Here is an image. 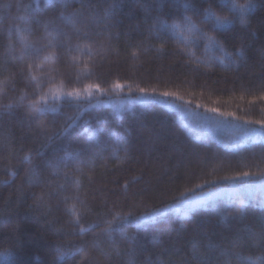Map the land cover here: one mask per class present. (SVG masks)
<instances>
[{
    "label": "trees",
    "instance_id": "obj_1",
    "mask_svg": "<svg viewBox=\"0 0 264 264\" xmlns=\"http://www.w3.org/2000/svg\"><path fill=\"white\" fill-rule=\"evenodd\" d=\"M257 121L264 0H0V264H264Z\"/></svg>",
    "mask_w": 264,
    "mask_h": 264
},
{
    "label": "rangeland",
    "instance_id": "obj_2",
    "mask_svg": "<svg viewBox=\"0 0 264 264\" xmlns=\"http://www.w3.org/2000/svg\"><path fill=\"white\" fill-rule=\"evenodd\" d=\"M94 27V26H92ZM245 30H247L245 28ZM234 138L236 140L231 141V147H234L235 149H239V148H243L246 147L247 145H250L251 143L254 142L255 140V136L253 134H249V135H245L243 137L240 138V140L238 139L237 136H231V139ZM261 151V150H259ZM211 189V187H208L206 190L208 193H202V194H197V195H192L189 197H185L184 199H182L180 202L173 204L171 206H169L168 208H164L158 211H155L153 213H151L150 215H147L146 217H143L142 219H140L138 222L136 221L133 223H125L122 225H118L117 228H128L129 225L135 226V225H148L154 222H157L158 220H161L162 218H170V217H186L191 211L195 210L196 207H200L203 206L205 203L208 204L210 201H212L215 198L219 199L217 196L214 195V191H209ZM226 190V188H225ZM222 191L223 194L227 195L226 191ZM242 192L237 189L236 192L234 193L235 196H242L241 194ZM222 197L225 201L230 202L231 200L228 199L226 200V195H223ZM246 194V193H245ZM249 194V192L247 193ZM231 195V194H230ZM251 197H255V198H261L264 201V189L259 188L257 189V191L255 192V194H250ZM233 205V204H231ZM197 209V208H196ZM236 218L238 219H242V217L235 215ZM117 230V229H116Z\"/></svg>",
    "mask_w": 264,
    "mask_h": 264
},
{
    "label": "snow or ice",
    "instance_id": "obj_3",
    "mask_svg": "<svg viewBox=\"0 0 264 264\" xmlns=\"http://www.w3.org/2000/svg\"><path fill=\"white\" fill-rule=\"evenodd\" d=\"M212 3H213V2H212ZM212 3H209V6H208L206 9H204V12H205L206 14H210V13L212 12ZM233 6L241 9V15H240V17H239V20H240L241 24H243V23L248 19V17H247L246 15L243 14V8H244V6H242V5H236V4H234ZM227 20H228L227 17H222V16H216V17H215V21H216V23H217L218 25H221V26H223V25H224V22L227 21ZM208 39H211V38L208 37ZM88 87L91 88L92 85H89ZM96 87L99 88V86H96ZM115 87L120 88V87H122V85H120L119 83H117V84L115 85ZM140 91L143 92L144 90L141 89ZM68 95H69V96H72V95H73V92H69ZM164 95H165V96H168L169 93L166 92V93H164ZM33 109H34L35 111H37V112H41V111H42V109H40V108H38V107H35V105L33 106ZM212 111L215 112V111H217V110H216V109H212ZM256 123H259V124H261L262 126H264V121H257ZM253 131H255V130H253ZM244 175H247V173H244ZM240 204H241V206H243V205H244L243 201H241ZM109 227H110V225H109ZM107 230H108V229H104V231H107ZM242 264H243V262H242Z\"/></svg>",
    "mask_w": 264,
    "mask_h": 264
}]
</instances>
